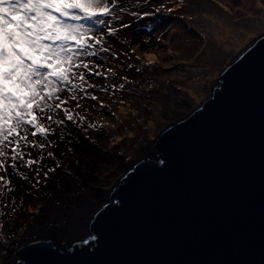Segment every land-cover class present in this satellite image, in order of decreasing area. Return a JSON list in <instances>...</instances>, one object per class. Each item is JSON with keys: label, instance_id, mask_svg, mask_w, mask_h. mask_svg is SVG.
Returning <instances> with one entry per match:
<instances>
[{"label": "snow or ice", "instance_id": "snow-or-ice-1", "mask_svg": "<svg viewBox=\"0 0 264 264\" xmlns=\"http://www.w3.org/2000/svg\"><path fill=\"white\" fill-rule=\"evenodd\" d=\"M204 6L201 0H0V240L5 247L12 238L35 241L30 234L43 227L40 221L50 211L74 218L73 210L88 199L93 156L105 127L90 118L92 112L110 109L101 94L111 101L117 92L138 95L136 86L144 87L128 72L141 73L134 67L141 61L134 29L150 23L155 30L168 16L195 22L189 10ZM215 6L230 11L222 0ZM258 35L264 37V31ZM146 56L144 70H154L156 57ZM117 100L124 105L127 96ZM157 160L158 170L170 166L165 154ZM40 192L50 194V200L36 204ZM124 206L123 197L115 207L104 203L102 213L96 205L88 215L89 220L98 216L95 230L78 238L86 247H69L59 264H114L105 255V224ZM26 252L12 264H54L50 249ZM238 252L224 264H264V185L258 238L250 234ZM257 252L259 259H250Z\"/></svg>", "mask_w": 264, "mask_h": 264}, {"label": "water", "instance_id": "water-1", "mask_svg": "<svg viewBox=\"0 0 264 264\" xmlns=\"http://www.w3.org/2000/svg\"><path fill=\"white\" fill-rule=\"evenodd\" d=\"M199 109V110H198ZM155 152L121 177L113 190L96 193L62 222L46 215L43 227L19 246L55 253L82 248L80 236L95 230L97 213L124 198L106 219V257L114 264H224L238 258L240 244L258 238L264 185V37L258 36L221 71L200 105L155 137ZM168 156L160 167L157 157ZM55 222L54 227H49ZM86 238V236H85ZM59 249V251H57ZM71 255V253H68ZM259 259V255H250Z\"/></svg>", "mask_w": 264, "mask_h": 264}, {"label": "rangeland", "instance_id": "rangeland-1", "mask_svg": "<svg viewBox=\"0 0 264 264\" xmlns=\"http://www.w3.org/2000/svg\"><path fill=\"white\" fill-rule=\"evenodd\" d=\"M201 2L204 7L189 10L196 15L195 22L187 20L186 16L183 20L179 16H168L155 26L160 28L167 20L168 28L155 30L156 36L151 40L148 31H138L146 25L153 28L150 23L134 29V38L139 42L135 45L137 54L141 56L134 67H140L141 73H134V68L128 72L130 78L135 74L144 87L136 86L138 95L117 92L111 101L101 94L111 107L93 110L90 117L105 125L98 135L102 146L97 149V170L91 173L89 183L98 193L113 190L136 161L153 154L156 135L197 108L212 92L223 68L264 31V0H222L230 6L227 13L217 9L216 0ZM205 3H211L213 9ZM206 13L212 18L208 19ZM146 54L154 55L158 61L154 70H144ZM118 96H127L124 105L119 104ZM165 96L167 105L161 103ZM128 101L132 107L128 106ZM34 202L42 203L40 199ZM31 215V211L27 212V216ZM25 241L27 239L22 242L12 238L5 247L0 240V264H4L5 257L7 264H12L13 258L19 259L17 249Z\"/></svg>", "mask_w": 264, "mask_h": 264}, {"label": "bare ground", "instance_id": "bare-ground-1", "mask_svg": "<svg viewBox=\"0 0 264 264\" xmlns=\"http://www.w3.org/2000/svg\"><path fill=\"white\" fill-rule=\"evenodd\" d=\"M205 4H207V7H208V8L213 9V5H212L211 3H205ZM190 10H191V11H197L196 9H190ZM164 21H165V24H164V26H161V27H167V26H169V21H167V20H164ZM147 26H148V25H146V28H143L142 30H138V31H143V32L148 31V32H152V31H155V30L161 28V27H160V28H155V30H153V28H151V27L149 28V27H147ZM161 99L163 100L164 98H161ZM166 101H167V100H166ZM166 101H164V103H165ZM165 105H167V103H165ZM98 143H99V146L101 147V146H102V139H101V137H99V136H98ZM98 151H99V150H97L96 153H95V155L93 156V160H94L93 167L95 168V171L97 170V167H96V161H97V159H98V157H99V153H98ZM90 181H91V176H90V178H89V182H88V192H87V196H88V197H90V196H92V195L98 193L97 190H94V189H92V188L89 186ZM37 195L40 197V200H41L42 202H45V201L50 200V194H49V195H46L44 192H40V193H38ZM73 212H75V217H74V218H70V219H67V220L61 218L62 222H64V223H70V222H73V221L76 219V210L74 209ZM51 214H56V213L50 211L47 215H51ZM56 215L58 216V214H56ZM70 216H71V213H70ZM11 242H12V239H11Z\"/></svg>", "mask_w": 264, "mask_h": 264}, {"label": "flooded vegetation", "instance_id": "flooded-vegetation-1", "mask_svg": "<svg viewBox=\"0 0 264 264\" xmlns=\"http://www.w3.org/2000/svg\"><path fill=\"white\" fill-rule=\"evenodd\" d=\"M152 33L154 34V31H152Z\"/></svg>", "mask_w": 264, "mask_h": 264}]
</instances>
